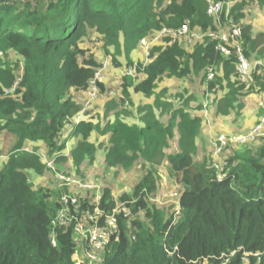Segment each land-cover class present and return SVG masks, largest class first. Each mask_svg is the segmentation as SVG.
<instances>
[{
  "label": "trees",
  "instance_id": "1",
  "mask_svg": "<svg viewBox=\"0 0 264 264\" xmlns=\"http://www.w3.org/2000/svg\"><path fill=\"white\" fill-rule=\"evenodd\" d=\"M254 2L264 13V0H235L220 22L229 27L231 19L241 26L238 39L251 62L264 60V31L245 20L244 9ZM206 8V0H0V135L14 138L5 159L0 157V264H74L73 226L51 225L57 211L51 198L60 194L33 189L28 177L29 171L40 175L46 168L36 154L22 150L39 141L49 157L77 173L84 161L94 164L100 149L105 166L114 171H128L139 161L146 169L131 194L118 197L134 200L132 215H117V229L97 264H201L204 259L209 264H264V136L226 149L227 174L217 181L213 146L211 158L207 153L196 161L202 118L190 112L193 96L184 84L174 100L160 86L166 78L200 77L197 110L207 104L214 116H242V98L264 94L261 66L251 80L241 82L235 53L223 55L215 48L217 41L204 38L187 45L163 37L138 68L142 78L122 77L117 92L121 108L113 117L106 112L115 103L112 97L105 102V122L87 117L73 124L80 111L74 91L85 92L99 66L83 41L88 34L98 37L117 66L123 54L131 65L130 53L140 39L162 27L177 28L189 19L192 29L217 31L219 23ZM208 67L214 69L212 80L206 78ZM14 85V92L5 94ZM99 86L104 92L105 83ZM134 95L152 100L137 106L140 123L127 114L135 106ZM94 131L98 134L92 140ZM163 159L179 187L177 221L143 198L157 189L156 167ZM101 195L99 204L86 198L82 210L98 207L110 213L117 201L107 185Z\"/></svg>",
  "mask_w": 264,
  "mask_h": 264
},
{
  "label": "built area",
  "instance_id": "2",
  "mask_svg": "<svg viewBox=\"0 0 264 264\" xmlns=\"http://www.w3.org/2000/svg\"><path fill=\"white\" fill-rule=\"evenodd\" d=\"M207 15L213 17L219 24V29L217 31L208 30L207 32H201L198 28L190 27V20L186 19L183 24L177 28L162 27L160 30L152 35H146L140 39L142 47L146 53V57L149 56V51L152 44L163 41V37H168L170 43L179 42L186 43L187 45L195 42L201 41L204 38H208L210 41L216 42V50L220 51L223 55H230L231 52L235 53L236 56V67L238 78L241 82H248L252 78V73L254 69L261 66L264 69V60L258 59L251 62L245 55L242 44L239 41L241 35V26L230 21L229 27L222 26L220 24L222 17L228 18L230 10L235 3V0H206ZM112 59L111 55H108L98 68L95 69L93 77L89 80V86L85 90L88 96H91V100H96L101 93L100 83H104L103 71L107 68L108 63ZM148 58L144 62L133 63L125 69L123 76L128 75L136 77L139 74L138 68H142L147 62ZM136 74V76H134ZM207 80H212L214 78L213 67H208L206 69ZM18 79L15 81L17 85ZM15 90V85L9 90H5V94L12 93ZM111 89L107 91V96H110ZM112 98V97H109ZM92 101V102H93ZM204 109H207V104H204ZM82 109L80 112H84ZM76 120L73 124L79 122L82 119V115L77 114ZM67 127L69 125L67 124ZM264 136V115L247 131L236 134H218L213 142L214 151L212 153V161L215 168V176L217 181H221L225 178L227 174V160L224 156V151L228 148H236L241 144L248 141L255 140L259 137ZM23 151L36 154L42 160H45V166L51 168V163L56 160L54 157H49L42 148H32L29 146H24ZM68 151V145H67ZM64 155H68V152ZM57 176V175H56ZM60 196L59 202L57 204V211L52 218L51 225L54 228L57 227H68L73 226L76 244V255L74 257V264H97L100 261L101 255L114 235L117 225H118V214H123L124 217L131 216L130 205L134 200H124L117 203L116 207L110 213H104L98 207H94L92 211L82 210L81 202L86 198L92 204H99L101 200L102 187L99 183H87L83 180H76L72 178L60 179ZM64 188L69 189V192L63 191ZM76 189L71 191V189ZM93 191L91 192L90 190ZM89 191V196L86 194ZM154 196V195H152ZM167 196L173 197L172 200L175 210L172 215L175 221L181 215V208L179 205V193L173 192L169 195L155 196V202L163 200ZM92 198V199H90ZM161 198V199H160ZM104 218V222L101 223L100 219ZM235 251L230 253L233 256ZM201 264H209V262L204 259ZM225 264V262L221 263Z\"/></svg>",
  "mask_w": 264,
  "mask_h": 264
},
{
  "label": "rangeland",
  "instance_id": "3",
  "mask_svg": "<svg viewBox=\"0 0 264 264\" xmlns=\"http://www.w3.org/2000/svg\"><path fill=\"white\" fill-rule=\"evenodd\" d=\"M244 10L246 12V18H245L246 21L247 20L251 21L258 17L263 19L264 17V13L262 9L255 2L248 4ZM83 41H85V46L89 50V53L91 55L93 54V56L96 57L99 65L106 57H108L109 54L105 55V52L101 46V41L94 34H91V33L88 34L84 38ZM142 48H143L142 44L141 42H139L138 46L134 50H132V52L130 53V59L133 61V63H139V62L143 63L144 60L147 58L150 60V56L144 57ZM142 58L143 60L141 61L138 60ZM119 60L121 62V65L117 66L115 63H113V59H110L107 68L103 71L104 72L103 80L105 83V90L104 92H101L99 94L96 100L94 101L91 100L92 99L91 96H88L86 92L74 91V94H73L74 99L79 104L80 111L82 109H85L84 112L79 111L78 113L79 115H82L81 120H84L87 117H90L92 118L94 122H97L98 119L105 122L106 118H104L105 115H103V112L106 109L105 102L111 99V98L110 99H105V98L113 97V99L115 100V103L117 104V106H115L116 105L115 103L110 104L109 107L107 108L108 110L106 111L107 114H114L116 110H120L121 102L119 100V97L117 96V92L119 91L120 84L122 82L123 73L125 69H127V67L130 65H127L124 54L119 57ZM138 75L136 76L135 74L134 76L138 78ZM199 78L200 77L193 78V76H188V77H185L184 79L166 78L160 83V86L166 87L168 89L167 94H169V96L172 97L174 100L175 99L177 100L178 98L177 94L181 91V88L185 84L186 87L188 88L189 94L193 96V99L190 101V104L192 105H189L191 108L190 112L194 115H199L202 118L200 129L203 127V125H204V128L209 127V126H214V128H216L217 123L220 120H224L225 118H221L220 116L218 117V115L214 116V111L211 108L209 109L207 108L208 110L206 112L204 111L200 112L197 109H195L196 106H198V104H201V100H202ZM110 89L112 91L110 93V96L108 97L107 91ZM5 90L10 91V88H7ZM249 96H245V97L249 98ZM251 100L256 101L253 97H250L249 101H247V104L252 103ZM141 102L145 103L146 101L141 100ZM255 105H256L255 107L258 110V112H261L262 110H264V103L257 104L256 102ZM139 106H142V105L140 104ZM129 107L130 106H128L127 109ZM202 108L204 109V107ZM244 113L242 116H238L232 113L230 116L227 117L229 119L228 121L231 122L232 120L233 122H236L235 123L236 128L243 129L245 125H248L250 122H252V120H250L252 118H249L248 116L249 113L248 112H244ZM203 115L205 116L208 115L209 116V117L207 116L208 120L203 119L204 117ZM162 119L165 120L166 116H164ZM249 129L250 128H247L245 131ZM67 131L69 130H66V132ZM68 133L69 132H67V134ZM201 133L202 131H200V134ZM222 133L226 134L225 132H220V133H217L216 135L222 134ZM238 133H242V131ZM97 134L98 133L96 131L92 132L90 135V139L92 140L95 139L94 137L97 136ZM209 136L210 135L207 133L206 138H205L206 139V144H205L206 149L205 148L199 149L196 155V161L201 162L204 156L207 157V153H209L208 157L211 158V153H212L211 148L213 146L215 136L211 142H209L210 141ZM13 139L14 138L9 133H4L0 135V155L3 159H5V156L8 153L9 147L12 144ZM25 146H29L34 149L42 148L45 151L44 153L48 155L46 145L42 143L41 141L30 142L26 144ZM68 146H70L69 141H68ZM103 155H104L103 149L98 150L96 153L94 164L84 161L78 173L75 172L73 169H71L70 171V167L66 165V163L58 161V160H55L54 162L51 163L52 164L51 168L47 167L46 165V168H44V172L40 175L33 174L31 171H29L28 177L31 182L32 188L33 189H38L39 187H42L43 189L49 188L52 191L60 194V191H62L61 189H59L60 182H61L60 179H63V178L83 180V182H87L90 184L100 182L101 187L103 185H107L110 188L111 194L113 198L117 201V203L122 202L123 200H120L118 197L123 193L131 194L133 185L146 172V169L143 166L142 162L139 161V162H136L128 171H124L120 167L115 168V171H114V169L108 168L105 166L103 162ZM42 162L45 163V160H42ZM150 166H151L150 164L148 163L146 164V168ZM156 170H157V177L159 179L157 189L151 192H147L143 198L150 204L156 206L159 209H163L167 214L171 215L173 211L175 210L174 204L172 202V200L174 199L173 197L167 196L166 198H164L163 200H160L159 202H155L153 200L157 194H158V197L159 196L164 197L166 194L169 195V193L178 192L179 187H176L177 185H176L175 177L171 173L169 163L166 159H163V162L160 165H158V167H156ZM75 190L76 189L74 188L71 189V191H75ZM90 191L92 192L93 189ZM86 196H89V191L86 194ZM51 200L57 202L58 204L59 197H57V195H54L52 196ZM139 217L143 221H146L144 220L145 219L144 215L142 216L141 214Z\"/></svg>",
  "mask_w": 264,
  "mask_h": 264
},
{
  "label": "crops",
  "instance_id": "4",
  "mask_svg": "<svg viewBox=\"0 0 264 264\" xmlns=\"http://www.w3.org/2000/svg\"><path fill=\"white\" fill-rule=\"evenodd\" d=\"M251 25H252V28L255 31H259V30H263L264 31V17H263V19L258 17V18H255V19L251 20ZM142 51H143L144 57H145L146 53H145L143 48H142ZM143 58L142 59H138V60L141 61V60H143ZM142 77H143V75L141 73H139L138 78L140 79ZM250 95L251 96H249V95H247V96H249V98L253 97L256 101L251 100L252 103H248L247 104V101H249V98H247V97H244V99L242 98V102H243L244 106H243V108L241 109L240 112H241V115H243L244 112H248L249 113L248 116H249V118H252V119H250V120H252V122H250L248 125H245L243 127V129H237L236 126H235L236 122H233L232 120L230 122V121H228L229 120L228 118H225L224 120H220L217 123V127H216L217 129L214 128V126H209V125H208L209 127H205L204 128V125H203V127L201 128L202 133L199 135V138H198V144H197L198 149H197V152L199 151L200 148H204V146L206 144V139L205 138H206V134L207 133L210 135L209 136V140H210L209 142H211L212 139L214 138V136L217 133H220V132H225L226 134H233V133H238V132H241V131L244 132V130H246L247 128L251 127L253 125V123L259 117H262L264 115V110H262L261 112H258V110L255 107L256 106L255 105L256 102H257V104L264 103V94L261 95L260 93H255V94H250ZM167 96L169 97V94H167ZM105 99H107V98H105ZM108 99H110V98H108ZM141 100H143V101L145 100L146 101L145 103H151L152 102V100H150L148 98H145V97H143L141 95H134L133 96V101L135 102L134 103L135 106L129 108L128 109L129 113H127L128 116H129V120L130 121L137 120V122L140 123L139 119H140V116L142 115V113L138 112L137 106H139L140 104L141 105L145 104V103L141 102ZM106 102H108V100ZM190 105H192V104H190ZM207 110L208 109H203L202 108V109H199L198 111L206 112ZM108 115L112 116L113 114H108ZM165 116H166V119H167V115H165ZM203 116H205V115H203ZM207 116L208 115H206L205 117H207ZM218 127H219V129H218ZM196 155H197V153H196ZM0 157H1V155H0Z\"/></svg>",
  "mask_w": 264,
  "mask_h": 264
}]
</instances>
